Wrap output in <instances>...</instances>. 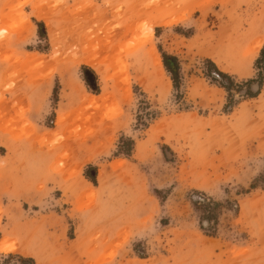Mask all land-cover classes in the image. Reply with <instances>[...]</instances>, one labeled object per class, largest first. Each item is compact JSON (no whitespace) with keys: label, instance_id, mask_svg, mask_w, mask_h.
I'll return each instance as SVG.
<instances>
[{"label":"rangeland","instance_id":"rangeland-1","mask_svg":"<svg viewBox=\"0 0 264 264\" xmlns=\"http://www.w3.org/2000/svg\"><path fill=\"white\" fill-rule=\"evenodd\" d=\"M263 49L264 0H0V264H264Z\"/></svg>","mask_w":264,"mask_h":264},{"label":"trees","instance_id":"trees-1","mask_svg":"<svg viewBox=\"0 0 264 264\" xmlns=\"http://www.w3.org/2000/svg\"><path fill=\"white\" fill-rule=\"evenodd\" d=\"M41 27H43V25L41 24ZM264 58V49L261 52V58L258 59L256 61V67L259 70V65L262 62ZM163 62H164V66L165 68L168 70V72L172 75L173 81L176 82L178 80V73H179V65L177 63V58L175 57H171V56H163ZM209 66L211 67V69H213L212 73L209 74V76H211V78L215 79V75L219 78H227L228 80H230V77L227 76L226 74L220 72L214 63H212L211 61H208ZM214 74V75H213ZM258 77H262L261 72L258 73ZM264 82V78L262 79V83ZM223 88H225L228 92L231 90L229 85H223L221 84ZM258 96V93L253 95V97ZM25 263H32L33 260L31 259H24Z\"/></svg>","mask_w":264,"mask_h":264},{"label":"crops","instance_id":"crops-1","mask_svg":"<svg viewBox=\"0 0 264 264\" xmlns=\"http://www.w3.org/2000/svg\"><path fill=\"white\" fill-rule=\"evenodd\" d=\"M29 237H33L34 239L37 237V235H38V233L36 232V231H31V232H29ZM24 236V235H23ZM22 247V249L23 250H19V251H17V252H15V253H17V254H19V255H21L22 257H25V258H29V257H31L30 255H29V253H27L26 251L28 250V248H24L23 246H21ZM30 251H35V248H32V249H29ZM36 253V252H35ZM42 252H38V253H36L37 255H38V257L41 259V256H42V254L45 256L46 255V253L44 252V253H42ZM48 253V252H47ZM51 253H53V252H51ZM50 257H52V258H50ZM42 260H44V259H42ZM46 260H47V264H50L51 262H53V256L52 255H50L49 256V254H48V257L46 258ZM63 260H61V261H59V262H62ZM63 264V263H62Z\"/></svg>","mask_w":264,"mask_h":264},{"label":"bare ground","instance_id":"bare-ground-1","mask_svg":"<svg viewBox=\"0 0 264 264\" xmlns=\"http://www.w3.org/2000/svg\"><path fill=\"white\" fill-rule=\"evenodd\" d=\"M260 48H261V44H257L256 47H255V50H259ZM16 250L17 251L20 250L18 244L13 243V242L9 243L8 240L3 241L1 246H0V251L2 253H6L7 254V253L14 252ZM26 252L29 253V255H35L34 252H32L30 250H27Z\"/></svg>","mask_w":264,"mask_h":264}]
</instances>
